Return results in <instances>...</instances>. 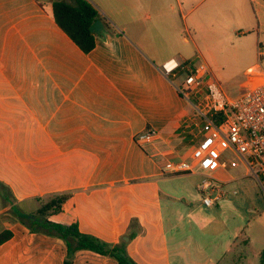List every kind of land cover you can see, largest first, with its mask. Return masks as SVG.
<instances>
[{"label": "crops", "instance_id": "crops-1", "mask_svg": "<svg viewBox=\"0 0 264 264\" xmlns=\"http://www.w3.org/2000/svg\"><path fill=\"white\" fill-rule=\"evenodd\" d=\"M42 1L0 0V232H11L0 244V264H63L64 243L30 231L11 211L37 215L38 199L61 193L66 199L50 221L76 222L111 246L123 241L136 264H216L211 240L227 228L216 223L218 210H163L157 188L164 163L189 159L194 144L184 127L191 107L158 69L169 58L189 60L185 49L193 41L184 21L194 8L185 16V0H87L110 30L101 24L94 48L83 53L53 20L51 0ZM246 1L255 44L264 47V0ZM209 5L199 22L214 18ZM147 130L155 131L153 140L138 141ZM240 168L212 176L222 190L247 177ZM124 192L141 199L142 210L123 205ZM237 212V222H246ZM181 221L189 231L179 235ZM221 222L224 231L210 234L207 228ZM71 264L118 263L80 250Z\"/></svg>", "mask_w": 264, "mask_h": 264}, {"label": "rangeland", "instance_id": "rangeland-1", "mask_svg": "<svg viewBox=\"0 0 264 264\" xmlns=\"http://www.w3.org/2000/svg\"><path fill=\"white\" fill-rule=\"evenodd\" d=\"M188 1L187 3L185 0L184 3L185 16L189 9H194L184 21L188 30V33L185 32L184 35L189 36L193 41H189L186 46L187 58L194 64L202 61L207 63L226 93L238 94L240 91L238 86L244 77L243 73L250 64L259 62L264 71V55L261 58L257 55L256 20L250 3L246 0H233L228 6L220 7L216 4L209 5L212 0H205L199 4H197L198 0ZM208 5L210 9H213L214 18L207 19L205 23L199 22L198 13ZM193 25H196L195 31L192 29ZM194 145L192 144V148ZM228 171L236 174L243 173L241 168L228 169ZM215 175L219 178L225 176L222 172ZM203 178L201 175L194 174L161 177L157 188L160 191L158 198L163 210H218V215L215 216L216 223L220 219L227 228L225 232L213 234L214 238L211 242L216 239L217 245V252L214 250L213 255L214 262L216 264H259V253L264 249V196L257 183L249 177H240L234 182L227 183L222 188L225 195L214 205L207 207L201 203V196L196 190V185ZM122 196L123 205L134 210H142L140 209L142 208L141 199L135 200L130 192H124ZM114 197L113 191L109 199ZM99 201L106 205L109 200L101 198ZM38 203L37 209L40 206V202ZM238 210L245 213L243 215L246 216V222L243 224L237 222ZM182 217V220L189 218L187 215ZM222 222L207 230L210 234L213 231H224ZM180 223L183 226L178 234L188 233L186 223L184 221ZM194 225L196 230L200 231L201 226L197 223ZM228 245L230 252L225 254L223 250Z\"/></svg>", "mask_w": 264, "mask_h": 264}, {"label": "built area", "instance_id": "built-area-1", "mask_svg": "<svg viewBox=\"0 0 264 264\" xmlns=\"http://www.w3.org/2000/svg\"><path fill=\"white\" fill-rule=\"evenodd\" d=\"M257 53L261 58L264 47L258 46ZM158 69L191 107L184 127L195 144L189 159L166 161L163 174H203L197 190L202 204L210 207L225 195L212 174L242 166L264 196V71L260 63L244 71L236 95L226 93L204 61L194 64L169 58ZM155 135L147 130L137 140L148 142Z\"/></svg>", "mask_w": 264, "mask_h": 264}, {"label": "trees", "instance_id": "trees-1", "mask_svg": "<svg viewBox=\"0 0 264 264\" xmlns=\"http://www.w3.org/2000/svg\"><path fill=\"white\" fill-rule=\"evenodd\" d=\"M41 5L45 4L42 0H38ZM70 3L64 0H51L50 10L51 16L57 26L77 45L83 52H90L95 46V34L90 31V26L95 21L100 23L107 29L108 24L104 18H101L97 10L87 0H70ZM2 197L6 198L7 192H2ZM66 199V195L56 194L47 196L45 199H38L40 206L36 211L37 215L21 216L15 209H11L12 213L22 219L24 224L32 232L41 233L43 235L60 239L66 248V254L63 264H71L74 254L80 250H89L103 256L115 259L118 264H136L127 255L125 251V243L121 241L116 246H111L98 238L82 233L78 230L77 223L73 222L69 225H63L50 221L47 216L60 211L62 202ZM11 237L9 230L0 232V244ZM259 264H264V249L259 253Z\"/></svg>", "mask_w": 264, "mask_h": 264}, {"label": "water", "instance_id": "water-1", "mask_svg": "<svg viewBox=\"0 0 264 264\" xmlns=\"http://www.w3.org/2000/svg\"><path fill=\"white\" fill-rule=\"evenodd\" d=\"M89 29L93 34H97L99 31L102 30V25L100 21H95Z\"/></svg>", "mask_w": 264, "mask_h": 264}]
</instances>
